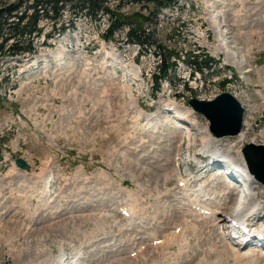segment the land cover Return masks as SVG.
<instances>
[{
    "label": "rangeland",
    "instance_id": "rangeland-1",
    "mask_svg": "<svg viewBox=\"0 0 264 264\" xmlns=\"http://www.w3.org/2000/svg\"><path fill=\"white\" fill-rule=\"evenodd\" d=\"M24 1L22 8L33 0ZM108 6L126 20L112 35L106 34L107 18L65 11L69 29L63 33L52 19L39 22L51 36L31 35L35 53L0 55V264H264L262 248H249L254 260L236 257L231 245L222 250L221 236L233 244L235 230L215 240L217 231L202 216L192 221L201 233L188 229L183 240L168 245L166 235L189 216V207L174 192L159 193L178 185L177 177L167 186L162 179L178 162L174 156L181 155L188 170L194 153L202 159L190 167L197 196L231 220L234 180L219 174L222 165L212 156L238 161L237 150L264 145V0H171L168 8L110 0ZM131 21H145L153 45L212 57L210 73L190 75L192 66L175 56L163 78L155 54L160 48L141 50L131 42ZM227 91L244 105L242 131L249 133L243 142L212 134L215 140L200 158L210 123L189 100ZM16 157L25 158L30 170L16 167ZM254 163L264 176L261 151ZM182 230L170 234L178 237ZM150 236L166 238L149 250Z\"/></svg>",
    "mask_w": 264,
    "mask_h": 264
},
{
    "label": "trees",
    "instance_id": "trees-1",
    "mask_svg": "<svg viewBox=\"0 0 264 264\" xmlns=\"http://www.w3.org/2000/svg\"><path fill=\"white\" fill-rule=\"evenodd\" d=\"M110 0H33L31 3L22 8L24 0H17L10 4H0V55H15L31 52L32 47L30 45L32 39L31 35L35 32V36H39L42 29L37 28L40 20L43 18L52 19L54 27L59 25V32L66 29V22L62 20V15L65 11H72L74 13L84 16H89L95 20L101 19L104 15H108L110 20L107 34H113L114 30L119 26H123L126 22L122 13L118 12L120 9H111L108 6ZM150 3L157 2V8L165 7L169 5L171 0H146ZM121 3L122 0H119ZM159 7V8H160ZM148 19V18H147ZM144 22L131 21L127 31V37L131 39V42L138 43L140 49H149L150 46L159 47L155 49V54L159 55L161 61L158 69L162 73V77L166 78L174 62L172 58L177 56L183 58L188 64H190V73L199 71L201 74L210 72V62L214 59L209 57L205 53H200L196 49L183 48L182 51L177 49H165L160 47L158 43L153 45L152 41L155 36L154 33H147L144 28ZM7 29V31H4ZM108 37V36H107ZM7 40L12 42L8 48H5ZM161 49L165 50V53L161 55ZM182 52V54L180 53ZM205 56L206 58H203ZM156 82H159V76L155 75Z\"/></svg>",
    "mask_w": 264,
    "mask_h": 264
},
{
    "label": "bare ground",
    "instance_id": "bare-ground-1",
    "mask_svg": "<svg viewBox=\"0 0 264 264\" xmlns=\"http://www.w3.org/2000/svg\"><path fill=\"white\" fill-rule=\"evenodd\" d=\"M216 22V20H214V23ZM225 32V31H224ZM219 33H221V32H219ZM213 105V104H212ZM201 107H208V106H205V105H201ZM205 108V109H206ZM207 114L209 115V117H210V119L212 120V122H213V124H214V128L216 129V127H215V119H214V117H216V118H219L220 116V114H216L215 113V109L213 108V107H209L207 110ZM218 112V111H217ZM142 116V115H141ZM226 119H227V117H225ZM210 131V132H209ZM248 133L249 132H246V134H245V132L244 131H241L240 133H238L237 135H234L233 137H235V139L236 140H238L239 142H243L245 139H246V136L248 135ZM205 137H203L204 138V142L202 143V145H203V148H202V150L200 151V152H202V153H204V154H206V152H207V150L209 149V147H210V144H211V141L212 140H215V137L212 135V134H214L213 132L211 133V130L210 129H208L207 127L204 129V132L202 133ZM228 137H230V136H228ZM232 137V136H231ZM217 138H221V137H217ZM178 147H179V145H178ZM232 147V146H231ZM180 148V147H179ZM178 148V149H179ZM233 149V148H232ZM239 151V152H238ZM257 151H261L263 154H264V150L262 149V148H257V147H250V148H248V150H247V156L248 157H246V158H244L245 156H243V154H242V152L243 151H240V150H237L236 152H235V156L236 155H238L237 157H239L238 158V161H235L237 164H239L240 162H241V165H244L245 166V168L247 167V162H246V160L248 161V163H249V165H250V167H251V169H252V171L256 174V176L260 179V180H262V181H264V176L263 175H261V174H259V171H258V167L256 166V164L254 163V156H255V153L257 152ZM177 152H179V151H177ZM231 153V152H230ZM197 154V153H196ZM233 154H234V152H233ZM191 156V155H190ZM197 155H195V157H196ZM207 156V155H206ZM217 156V158H215V157H213L212 156V158L213 159H218L217 161H219L218 163L219 164H221L222 166H224L225 164L223 163H220V161H225V163L228 161V160H230V159H224V158H222V159H220L222 156H220L219 154H217L216 155ZM204 157V156H203ZM208 157L209 156H207L206 157V159H208ZM199 158V157H198ZM200 158H202V156H200ZM234 159V158H233ZM235 160V159H234ZM135 162V161H134ZM177 163L178 162H175V167H173V168H171L169 171H167V173L163 176V181H164V186H167V184H168V182H170L172 179L174 180L176 177H177V180H178V185H177V187L173 190V189H171V190H173V191H171L170 189L169 190H167V191H164V192H162V191H159V193L160 194H162V196H163V198L164 197H166V196H171L172 194H171V192L173 193L174 192V198H176V200H178V202H180L181 204L182 203H188V204H184V206L186 205V206H188L189 208L187 209V208H185V209H187L186 211H184L187 215H189V216H186V215H183V216H185V218L183 217L182 218V220L179 222V223H177V228H183V230L181 231L182 233L180 234H178L179 236L178 237H176V236H174L173 234H169L167 237L169 238V240H170V243H168V245H170V244H172V243H178L179 241H181V240H183L184 238H185V234H186V232H188V229H192V231H197L198 233H201V226H200V224L198 225V226H200L199 228L197 227L196 228V226H195V224L192 222L193 221V218H192V214L194 213L192 210H194V209H196V210H198V211H202L203 212V214L205 213V214H207V212H209L208 211V209H211L209 206H207L206 205V203H205V201L203 200V198H201V197H198L197 196V194L195 193V189H194V185H193V183H192V181H191V178H190V176H191V172L190 173H188L187 175H185V176H183V177H181L182 179H179L178 178V175H179V170H178V168H177ZM246 163V164H245ZM229 172H231V171H229ZM231 174V173H230ZM221 175V174H220ZM222 176V175H221ZM231 176V178H233L232 177V175H230ZM166 188V187H165ZM221 188V187H220ZM226 188H228L229 189V187H228V185H226ZM259 188H260V190H257V188H253L252 189V192H251V199H250V203H248V204H246V203H243V204H237L236 206H237V208L233 211V213H232V215H231V220L229 219V221H230V226L229 227H226L227 229L226 230H230L231 228H233L234 230H235V228L237 227V226H242V225H245L246 226V228H248V226H249V223H250V219H246L247 218V216L251 213V212H256L258 215L259 214H261V213H264V186H263V184H261L260 183V185H259ZM222 189H223V187H222ZM235 189V188H234ZM230 190V189H229ZM230 192V191H229ZM234 193V195H235V192H233ZM179 195V196H178ZM161 196V197H162ZM236 196V195H235ZM169 199V198H168ZM204 199H205V197H204ZM233 199V198H232ZM236 199V198H235ZM183 200H186V201H183ZM234 201H236V200H234ZM231 202H232V200H231ZM132 205V208H133V211L132 212H134V210H135V203H132L131 204ZM183 206V205H182ZM181 206V207H182ZM125 208V207H124ZM123 208V209H124ZM131 208V207H130ZM213 210V209H212ZM201 212V213H202ZM129 213V212H128ZM127 213V214H128ZM131 213V212H130ZM135 213V212H134ZM206 216V215H205ZM211 216L212 217H215V219L214 218H212V217H209V216H206L203 220H206L205 222L207 223V224H209V223H214V222H218V220L220 219V216H218L217 215V211L216 210H213V212H212V214H211ZM182 217V216H181ZM189 219H191V220H189ZM195 219V218H194ZM223 221H224V219H223ZM228 221V222H229ZM220 224V222L219 223H217V225H219ZM204 226V225H203ZM176 228V229H177ZM175 229V230H176ZM213 229V231L215 232V230H214V225L212 226V228H211V230ZM259 231H257V232H252L251 231V229L250 230H246L245 232L244 231H236V233H240V238H242V240H243V238L245 237V239H244V242H241V241H237V244L239 245V246H237V247H240V246H242V245H248V241L251 239V238H253V237H255L256 239H257V236L259 235V234H262L263 236H264V227L262 228V226L258 229ZM196 232V233H197ZM235 232V231H234ZM197 233V234H198ZM229 234V233H228ZM220 235L221 234H219V231L217 230V234L215 235V240H216V238H218V237H220ZM231 235H232V237H233V234L231 233ZM225 235H222L221 236V238L223 239V241L222 242H220V243H223L224 244V246L222 247V250L224 249H226V246L225 245H227V246H230L231 245V242L229 243V242H227V239H226V242H224V240H225ZM149 238H151L150 239V246H148L149 247V250H156V249H158V247L159 246H154L155 244H156V242L154 243V241L157 239V238H154V237H152V236H150ZM222 239H220V240H222ZM232 240V239H231ZM257 240H259V239H257ZM219 241V240H218ZM161 242H162V240H161ZM219 243V242H218ZM217 243V244H218ZM233 243V242H232ZM210 244H212V240H211V243ZM163 245V244H162ZM181 246V245H180ZM215 247H216V244L214 245ZM185 247V245H182V247H180V248H184ZM160 248H161V246H160ZM246 248V247H245ZM139 249H141V247L139 248ZM138 251V248L137 249H135L134 251H132V252H137ZM215 250V249H214ZM221 250V251H222ZM231 250L233 251V252H236V248L234 249V247H231ZM240 250H242V248H240ZM143 251H140V253H142ZM149 251L148 250H145V254L147 255V253H148ZM153 252V251H152ZM251 251H243V252H240L239 254H240V256H242L243 258L244 257H246V258H248V259H253L254 260V258H256V256L257 255H252L251 253H250ZM139 253V254H140ZM139 254H138V256H139ZM228 254V253H227ZM145 256V255H144ZM229 256V255H228ZM227 256V257H228ZM263 256V257H262ZM262 256H259V257H262V258H264V254L262 255ZM226 257V256H225ZM151 259H154V258H152L151 257ZM264 260V259H263ZM214 263V262H213Z\"/></svg>",
    "mask_w": 264,
    "mask_h": 264
},
{
    "label": "water",
    "instance_id": "water-1",
    "mask_svg": "<svg viewBox=\"0 0 264 264\" xmlns=\"http://www.w3.org/2000/svg\"><path fill=\"white\" fill-rule=\"evenodd\" d=\"M189 103L193 106L195 111L201 112L207 117V119L210 120V129L217 136L237 135L240 132L244 121L245 108L231 93L223 92L216 96L213 100H200L192 98ZM201 105L208 107H201ZM209 107H213L215 109V113L220 114L219 118L214 117L216 129L214 128V124L206 111ZM225 117H227V119ZM250 147L262 148L264 150V146L248 145L247 148L244 149L246 157H248L247 150ZM15 164L17 167L25 170L31 167L30 163H28V161L24 158H17L15 160Z\"/></svg>",
    "mask_w": 264,
    "mask_h": 264
}]
</instances>
